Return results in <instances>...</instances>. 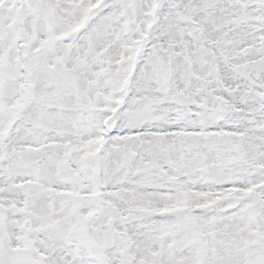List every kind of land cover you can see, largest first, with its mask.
Returning <instances> with one entry per match:
<instances>
[{"label":"snow or ice","instance_id":"1","mask_svg":"<svg viewBox=\"0 0 264 264\" xmlns=\"http://www.w3.org/2000/svg\"><path fill=\"white\" fill-rule=\"evenodd\" d=\"M0 264H264V0H0Z\"/></svg>","mask_w":264,"mask_h":264}]
</instances>
